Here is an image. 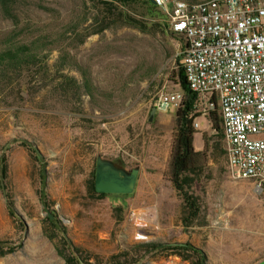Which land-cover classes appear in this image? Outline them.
<instances>
[{"label":"rangeland","instance_id":"obj_1","mask_svg":"<svg viewBox=\"0 0 264 264\" xmlns=\"http://www.w3.org/2000/svg\"><path fill=\"white\" fill-rule=\"evenodd\" d=\"M150 1L0 0V52L22 53L0 61V264H71L52 220L77 247L74 264L200 258L136 246L148 241L191 242L207 264L264 263V189L231 177L219 114L220 131L203 111L196 119L195 145L205 146L206 134L209 154L190 188L198 213L167 170L157 196L143 198L152 136L162 138L166 165L176 134V108L149 121L151 110L162 92L186 93L181 38ZM101 167L136 177L134 191L98 192Z\"/></svg>","mask_w":264,"mask_h":264},{"label":"built area","instance_id":"obj_2","mask_svg":"<svg viewBox=\"0 0 264 264\" xmlns=\"http://www.w3.org/2000/svg\"><path fill=\"white\" fill-rule=\"evenodd\" d=\"M182 41L180 65L197 111L219 114L227 168L264 189V0H152ZM182 91L162 92L158 110L178 109ZM195 126L199 123L195 120Z\"/></svg>","mask_w":264,"mask_h":264},{"label":"trees","instance_id":"obj_3","mask_svg":"<svg viewBox=\"0 0 264 264\" xmlns=\"http://www.w3.org/2000/svg\"><path fill=\"white\" fill-rule=\"evenodd\" d=\"M118 1V0H111ZM120 1V0H119ZM151 5L157 7L152 0L150 1ZM20 51L15 50H5L0 52V61L7 62L8 60L13 61L17 57L21 56ZM184 72V69H183ZM184 87L186 89L185 98L181 106L176 111V134L172 143L171 158L169 164V175L170 180L173 182L175 188L180 194L183 195L185 201V207L192 210V214L196 215L200 209L195 196L190 192V188L194 182L195 174L202 171L209 161V154L207 149V137L204 134L205 138V147L203 150H197L195 146V134L197 133V128L195 126V120L202 115L197 111L196 100L197 95L190 89L186 75L183 79ZM217 111H212L208 118L211 120L213 129L220 131V121L217 117ZM32 147V146H30ZM32 150L40 153L37 147H33ZM2 174L6 175L7 164L4 158H2ZM102 193V192H100ZM103 194V193H102ZM49 219L52 218L49 216ZM53 223L57 226L60 233H63V237L70 247V254L67 255L63 251L61 254L67 260L68 263L74 264L73 262H79L80 255L77 247L71 243L69 240L65 229L60 228L55 220H52ZM139 249L144 250L145 252H158L163 250H174L176 252H192L198 254L200 258L196 261L195 264H207L206 254L202 248L194 245L191 242L183 243H164L156 241L141 242L136 245ZM133 263V262H130ZM129 263V264H130ZM113 264H122V262H115Z\"/></svg>","mask_w":264,"mask_h":264},{"label":"water","instance_id":"obj_4","mask_svg":"<svg viewBox=\"0 0 264 264\" xmlns=\"http://www.w3.org/2000/svg\"><path fill=\"white\" fill-rule=\"evenodd\" d=\"M157 112L158 106L155 105L151 110L149 121L154 120ZM96 181V189L102 193H131L136 186V177L125 175L114 167L99 168ZM2 184L6 190L4 180Z\"/></svg>","mask_w":264,"mask_h":264},{"label":"crops","instance_id":"obj_5","mask_svg":"<svg viewBox=\"0 0 264 264\" xmlns=\"http://www.w3.org/2000/svg\"><path fill=\"white\" fill-rule=\"evenodd\" d=\"M159 114V113H158ZM162 124V123H161ZM153 138H151L153 140L152 145H150L151 147H153V149L151 150L152 153L148 154L145 157V160L148 162H151L152 166H151V173L152 174V178L151 179H146V180H141V189L143 190V198H148L151 196L155 197L157 196L156 194V188L159 185V183H162L159 180L160 177V172L159 171H169V162H170V154H171V150H172V143L170 144L169 150L167 151V164L163 165L160 163V150L162 149V138L159 135H153ZM196 146V145H195ZM205 146H196L197 150H203ZM163 175V174H162ZM151 188V192H146L145 188ZM151 194V195H150Z\"/></svg>","mask_w":264,"mask_h":264},{"label":"bare ground","instance_id":"obj_6","mask_svg":"<svg viewBox=\"0 0 264 264\" xmlns=\"http://www.w3.org/2000/svg\"><path fill=\"white\" fill-rule=\"evenodd\" d=\"M196 1H214V0H196Z\"/></svg>","mask_w":264,"mask_h":264}]
</instances>
